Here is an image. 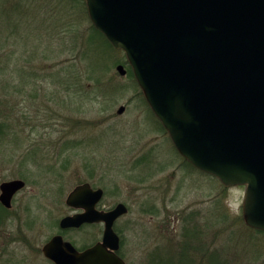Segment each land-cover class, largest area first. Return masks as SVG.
<instances>
[{
  "label": "rangeland",
  "instance_id": "rangeland-1",
  "mask_svg": "<svg viewBox=\"0 0 264 264\" xmlns=\"http://www.w3.org/2000/svg\"><path fill=\"white\" fill-rule=\"evenodd\" d=\"M81 2L0 0V183H26L0 224V264H50L41 247L72 214L64 201L82 183L103 190L98 207H127L114 225L126 264H157L154 251L184 238L196 247L181 237L194 223L204 224L195 236L211 254L264 264V234L242 219L245 187L225 188L184 163ZM100 235L99 226L65 233L78 248Z\"/></svg>",
  "mask_w": 264,
  "mask_h": 264
},
{
  "label": "water",
  "instance_id": "water-1",
  "mask_svg": "<svg viewBox=\"0 0 264 264\" xmlns=\"http://www.w3.org/2000/svg\"><path fill=\"white\" fill-rule=\"evenodd\" d=\"M93 27L124 53L150 110L178 154L225 188L244 186V224L264 232V0H84ZM116 71L124 76L122 65ZM124 107L118 109L122 113ZM22 180L0 185L10 207ZM101 189L75 187L83 210L60 228L104 223L102 240L78 251L61 236L42 248L53 264H126L113 226L127 213L96 205Z\"/></svg>",
  "mask_w": 264,
  "mask_h": 264
},
{
  "label": "trees",
  "instance_id": "trees-1",
  "mask_svg": "<svg viewBox=\"0 0 264 264\" xmlns=\"http://www.w3.org/2000/svg\"><path fill=\"white\" fill-rule=\"evenodd\" d=\"M79 2L82 3L81 4V5H83L82 9L84 10V13H85V15L87 17L86 7H84L85 6L84 0H79ZM92 29L97 35L102 37V39L108 45L109 49H111L113 51H116L107 42V40L103 37V35L100 34L97 30L94 29L93 26H92ZM119 64H123L127 68V73L130 76V78H131V81H132V83L134 85L135 91L140 96V99H141L140 101L142 102V104L148 110L149 107H148V105H147V103H146V101H145V99H144V97H143V95H142L137 83H136V80H135V78L133 76L132 70L130 69V67H129L127 61H126L125 56H124L123 59L120 60ZM148 112H150V114L153 117V114L151 113L150 109L148 110ZM156 123L161 128V130L163 132H165V130L162 128L161 124L157 120H156ZM182 160L184 161L185 164H187L188 166L192 167L183 158H182ZM203 225H200L199 223H194V224H189V225L185 224L184 225V226H190V227H185L184 228L182 226V228H183L182 231H184V232L182 233L181 237H184V234H187L188 237H190V239H195L197 241V246L198 247L197 246L196 247H191V246L189 247L186 239L184 238V240H180L178 242V245H176V246L172 245L171 248H167L166 247V249H164V251H162V250L154 251V254L163 255V257H161L159 255H155V257H157V259H159V261H156V263L157 264H193L196 261L197 264H231L227 260L223 259L222 257H217V255H215L213 253L211 254V252H209L210 248L205 247L203 245L202 246L200 245L203 242H202V240L198 239L195 235H199L200 234V231L202 230V226ZM247 229H249V228L247 227ZM249 231L254 232V233L264 234V232L256 231V230H252V229H249ZM185 237H187V236H185ZM119 256L122 258L120 253H119ZM151 256H153V254Z\"/></svg>",
  "mask_w": 264,
  "mask_h": 264
},
{
  "label": "flooded vegetation",
  "instance_id": "flooded-vegetation-1",
  "mask_svg": "<svg viewBox=\"0 0 264 264\" xmlns=\"http://www.w3.org/2000/svg\"><path fill=\"white\" fill-rule=\"evenodd\" d=\"M13 180H21V179H13ZM8 181H12V180H8ZM8 181H3V182H8ZM24 183H25V181L24 180H22ZM3 182H1L0 183V185L3 183ZM83 184V183H82ZM89 184V183H88ZM78 185H81V184H78ZM78 185H76V186H78ZM90 185V187H91V189H93V190H96V189H100V188H95V187H93L91 184H89ZM25 186H26V183H25ZM25 186H24V188H25ZM75 186V187H76ZM75 187L71 190V191H73L74 189H75ZM23 188V189H24ZM23 189H21V190H19V191H17L15 194H14V196L12 197V199H11V203H10V207H4L1 203H0V224L1 223H3V222H5V218L7 217L6 215L7 214H9L10 213V211H11V209H12V203H13V200L15 199V197H16V195L20 192V191H22ZM71 191H69V193L67 194V196H66V198H65V201H64V203H65V205L68 207V208H71L72 209V214H67V215H65V216H63L61 219H63L64 217H67V216H73V215H75V214H80V213H82L83 212V210H81V209H75V208H73V207H70V206H68L67 204H66V200H67V198H68V196H69V194H70V192ZM103 195H104V192H103ZM103 198V197H102ZM101 202V200L99 201V203ZM98 203V204H99ZM98 204L96 205V209L98 210V211H107V209L106 210H104L103 208H100V207H98ZM60 219V220H61ZM60 220H59V222H60ZM118 220V219H117ZM116 220V221H117ZM115 221V222H116ZM59 222H58V232H57V234H55V235H53L52 237H54V236H61L62 237V239H63V241H65V242H69V243H71L78 251H83L84 249H86V248H89V247H91V246H93L94 244H96V243H98V242H100L101 240H102V235H103V231H104V223H86V224H83V225H81L80 227H78V228H60V226H59ZM114 225H115V223H114ZM84 226H89V227H92V226H99V228H100V230H101V235H100V239L98 240V241H96V242H94L93 244H91V245H89V246H84V247H82V248H78V247H76L75 245H74V243L72 242V241H69L66 237H65V233L66 232H68V231H75V230H79V229H81L82 227H84ZM113 229H114V226H113ZM115 231V230H114ZM116 233V232H115ZM118 235V234H117ZM119 236V239H120V245H121V236L120 235H118ZM51 237V238H52ZM51 238H49V240L51 239ZM49 240H47L46 242H45V244H47L48 242H49ZM44 244V245H45ZM43 245V246H44ZM43 246L41 247V252H42V248H43ZM120 249V248H119ZM117 254L119 255V250L117 251ZM43 255V254H42ZM44 257V256H43ZM45 258V257H44ZM46 259V258H45ZM48 260V259H47ZM49 261V260H48ZM50 262V264H53L51 261H49Z\"/></svg>",
  "mask_w": 264,
  "mask_h": 264
}]
</instances>
